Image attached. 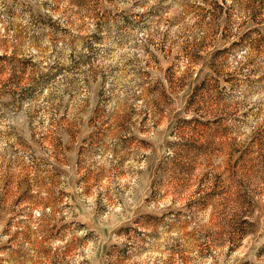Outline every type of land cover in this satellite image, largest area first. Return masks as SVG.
Returning <instances> with one entry per match:
<instances>
[{
	"label": "rangeland",
	"instance_id": "rangeland-1",
	"mask_svg": "<svg viewBox=\"0 0 264 264\" xmlns=\"http://www.w3.org/2000/svg\"><path fill=\"white\" fill-rule=\"evenodd\" d=\"M0 264H264V0H0Z\"/></svg>",
	"mask_w": 264,
	"mask_h": 264
}]
</instances>
